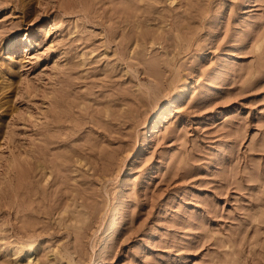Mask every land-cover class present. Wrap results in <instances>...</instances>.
Here are the masks:
<instances>
[{"label": "rangeland", "instance_id": "1", "mask_svg": "<svg viewBox=\"0 0 264 264\" xmlns=\"http://www.w3.org/2000/svg\"><path fill=\"white\" fill-rule=\"evenodd\" d=\"M0 264H264V0H0Z\"/></svg>", "mask_w": 264, "mask_h": 264}]
</instances>
